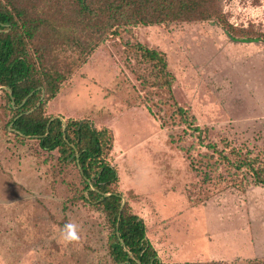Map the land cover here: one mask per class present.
<instances>
[{
    "label": "rangeland",
    "instance_id": "374dc122",
    "mask_svg": "<svg viewBox=\"0 0 264 264\" xmlns=\"http://www.w3.org/2000/svg\"><path fill=\"white\" fill-rule=\"evenodd\" d=\"M221 6L237 29L264 32V0ZM137 41L166 53L172 93L193 123L176 115L166 90L141 84L133 71L141 65L126 48ZM66 56L76 53L68 49ZM46 111L112 130L117 191L144 219L164 262L264 259V187L235 186L218 154L212 167L199 161L208 141L264 154V39H234L213 21L108 35ZM10 116L0 90V264H112L105 215L73 200L77 167L64 166L36 138L20 143L6 128ZM190 125L201 128L205 142Z\"/></svg>",
    "mask_w": 264,
    "mask_h": 264
},
{
    "label": "trees",
    "instance_id": "16d2710c",
    "mask_svg": "<svg viewBox=\"0 0 264 264\" xmlns=\"http://www.w3.org/2000/svg\"><path fill=\"white\" fill-rule=\"evenodd\" d=\"M191 21L216 22L234 39H264V32L237 29L226 18L221 0H0V90L11 112L6 128L20 143L36 138L42 149L57 151L64 166L73 163L77 167L81 183L71 186L73 200L105 215L112 264L225 263L164 262L147 238L144 219L127 203L120 212V176L109 158L112 130L96 127L87 119L68 117L64 121L49 115L46 105L106 36H119L139 25ZM126 48L141 65L133 68L141 84L166 90L177 105L176 115L193 123L195 116L172 93L175 77L166 53L139 41ZM68 49L76 56H66ZM190 126L199 141L205 142L201 128ZM227 145L221 148L216 141L206 142L208 152L201 154L200 165L212 167L211 160L218 154L219 161L228 165L235 186L264 187V154ZM211 177L204 174L205 180ZM242 264H264V259Z\"/></svg>",
    "mask_w": 264,
    "mask_h": 264
},
{
    "label": "water",
    "instance_id": "95a60500",
    "mask_svg": "<svg viewBox=\"0 0 264 264\" xmlns=\"http://www.w3.org/2000/svg\"><path fill=\"white\" fill-rule=\"evenodd\" d=\"M59 117H61V116H59ZM61 118L65 121V118H63V117H61ZM121 196H122V195H121ZM122 198H123V203H122V206H121L120 212L122 211V209H123V207H124V205H125V203H126L125 197L122 196Z\"/></svg>",
    "mask_w": 264,
    "mask_h": 264
}]
</instances>
